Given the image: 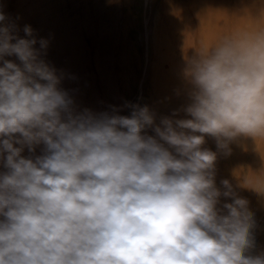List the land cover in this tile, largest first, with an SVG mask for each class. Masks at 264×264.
Here are the masks:
<instances>
[{
  "label": "clouds",
  "instance_id": "1",
  "mask_svg": "<svg viewBox=\"0 0 264 264\" xmlns=\"http://www.w3.org/2000/svg\"><path fill=\"white\" fill-rule=\"evenodd\" d=\"M23 31L0 11V264H264L246 254L248 201L216 187L217 153L202 148L264 138V27L195 51L191 118L159 125L147 106L76 112L48 41Z\"/></svg>",
  "mask_w": 264,
  "mask_h": 264
},
{
  "label": "rangeland",
  "instance_id": "2",
  "mask_svg": "<svg viewBox=\"0 0 264 264\" xmlns=\"http://www.w3.org/2000/svg\"><path fill=\"white\" fill-rule=\"evenodd\" d=\"M0 11L20 37L28 25L37 39L48 41L43 58L76 112L115 108L128 116L130 105L147 106L157 125L164 117L191 118L183 109L191 102L186 69L195 51L226 34L264 27V0H0ZM145 132L155 135L152 128ZM43 148L29 153L25 147L22 155L34 158ZM202 148L217 153L216 187L223 191L226 179L248 201L254 226L246 254L264 255V138L239 137L226 154L205 136ZM6 171L0 161V173ZM231 202L221 196L218 206Z\"/></svg>",
  "mask_w": 264,
  "mask_h": 264
}]
</instances>
